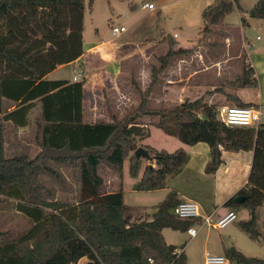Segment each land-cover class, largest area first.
Wrapping results in <instances>:
<instances>
[{
    "label": "trees",
    "instance_id": "16d2710c",
    "mask_svg": "<svg viewBox=\"0 0 264 264\" xmlns=\"http://www.w3.org/2000/svg\"><path fill=\"white\" fill-rule=\"evenodd\" d=\"M94 1L0 0V200L16 201L17 210L33 223L22 236L0 244V264H83L82 260L84 264H187L186 253L179 250L184 244L169 243L163 233L165 228L187 231L194 220L174 213V206L181 202L175 190L157 204L151 219L133 220L127 212L125 162L129 160L130 175L138 177L147 159L134 154L138 147L143 146L152 160L134 185L136 190L165 188L168 177L181 173L188 160L184 148L168 151L143 143L151 125L185 144L208 143L211 158L207 173H216L224 163V151L252 150L248 181L226 205L248 208L251 217L240 222L241 229L252 239L264 238L257 220V210L264 206V123L257 127L228 125L205 96L158 108L150 106L153 88L168 60L187 51H174V38L168 53L159 57L160 66H153V81L140 92L138 105L122 116L112 114L110 121H84V81L46 77L83 54L85 9L87 4L92 8ZM236 9H241L239 0H214L205 7L199 42L213 27L223 26ZM248 14L264 19V0H258ZM242 22L246 24V19ZM255 74L254 67L245 62L235 85L256 87ZM220 89L224 87L212 92ZM223 93L232 104L255 106L236 94ZM38 102L41 114L36 117V142L40 153L35 158L8 156V124L28 126ZM53 161L79 163V201L47 197L49 190L41 174L55 172L50 165ZM100 165L120 178L117 190L101 192L104 176ZM238 195L246 197L242 203L236 202ZM225 255L238 264H264V258L248 256L235 246L226 248Z\"/></svg>",
    "mask_w": 264,
    "mask_h": 264
},
{
    "label": "rangeland",
    "instance_id": "374dc122",
    "mask_svg": "<svg viewBox=\"0 0 264 264\" xmlns=\"http://www.w3.org/2000/svg\"><path fill=\"white\" fill-rule=\"evenodd\" d=\"M162 1L163 0H154V3L156 4V9L154 10H150L149 8L144 9L142 7L143 3L148 2V0H95L92 8H90L87 4L85 9L83 32L87 45L93 43L96 40L106 42L110 41V45L114 46L128 44L127 48H133V50L136 49V51H139L137 53H141L143 55L141 60L138 57H136L137 59L135 57H130L123 61V73L118 78L120 90L117 94L113 95L111 91V84L106 82L103 91L107 101L104 100V103H108L109 98L114 97L111 99L113 103L116 102L118 105H120L121 103L124 104L126 102L127 111H131L135 106V103L137 104V102H140V92L143 93L151 85L153 81V66H160V58L168 53L167 51L170 47V42L172 39L167 38L168 41H166L165 44L155 42L159 39V27L157 24L159 22L158 12L160 11V8L163 10L161 14L162 21L166 22L168 28L172 30V32L175 31L183 36L181 39L182 45L189 46L193 42L197 43L198 40L194 41L195 38H198L199 36L201 37L199 31L203 25L202 19H199V21H201L200 25L192 23L189 24V26L184 25L183 19L186 15L191 16L193 19L196 17L200 18V13L198 10L201 9H199L200 7H197V5L200 1L202 5V0H164L165 6L160 7ZM256 2L257 0H241V5L243 7L241 13H239V11L236 9L234 12L229 14L227 17L228 21L237 24L235 31H228L227 28H223L224 25L215 26L213 27L211 33L206 38H204L202 42H198L199 45L196 46L195 49L190 50L188 53L189 55L185 54L171 57L168 60V65L172 67V69L166 70L165 68L163 72L160 73L159 82L155 84L151 98L149 99L150 106L152 108H158L160 106L162 107L164 105H172L176 103L173 100H167L168 96L166 92L168 91L169 87L168 82L170 81L172 85L182 84L185 70L189 72L191 70L190 63H186L185 61H182V59L184 57L190 58L191 52L195 54L196 51L202 49H200V47L204 43H207L206 41H209V43L206 45V48H204V50L202 49V52L207 54V56L209 55L213 59H221L226 53L235 55V60L229 62V64H225L226 66L224 71L222 70V74L217 77L219 79H216L215 77L212 79V83L216 85L223 86L226 82L235 80L242 74V65L245 62L247 64L249 63L247 62V51H249L251 61L256 66L255 77L258 80V85L253 89L251 88L254 90L252 96L255 98V100L261 101L262 106L259 107L264 110V19L253 18L248 15V23L245 24L243 33H241L239 28L241 23L240 17L245 15L246 12L248 13ZM121 25L126 26L127 30L118 35H114L112 28L114 26ZM180 26H182L183 29H181ZM229 35H235V39L231 42V44H229L230 42H226V36ZM241 35H243V37L246 39V50L238 51V47L241 46V43H239ZM146 37L154 38L151 40H146ZM207 38H209V40H207ZM145 41L154 42L155 44L144 46L142 43ZM237 54H240L239 58L236 57ZM230 59L231 57H229V60ZM193 62L195 63V60H193ZM193 62L192 64H194ZM186 66H188L187 69ZM92 67L96 68L94 65H92ZM216 69L217 67H215L213 70L216 72ZM72 73L73 67L68 66L57 70V72L52 75V78H65L72 76ZM171 77H174L175 80ZM108 88H110V91L107 90ZM107 91L110 96L106 95ZM164 98L167 101L164 100ZM35 118L36 117L32 118V123L24 128L16 127L12 123L8 124L5 135L6 153L8 156L27 155L30 158H35L40 153L41 148L36 142L37 125ZM150 131L151 134L146 139V143H149L157 148H165L168 151L184 148L188 153V160L184 164L183 168H185V166L187 167L190 159H193V145L184 144L181 140H179L178 137L166 134L163 130L156 127L155 125L150 126ZM205 144L208 145L207 143ZM143 161L144 162L142 164L140 175L136 178L132 177L129 173V160L125 162L123 186L126 191L125 196L126 202L128 204V211L132 212V214L134 213V218L136 217L135 214L139 215L140 213L146 216L151 212V210L155 209V205L163 200L166 194V191L161 189L154 191H137L134 189V185L139 182L146 166L150 163L147 162L150 161L148 159H144ZM50 165L55 172L51 173L49 171H43L41 174L42 182L49 190L47 197L62 201H79L81 195V174L79 163H58L53 161L50 163ZM101 172L105 179L104 185L102 187L103 191H109L113 189V187H117L119 185L120 178L116 174H111V171L104 165H102ZM183 173L181 175L182 180L180 185H178V188H180L181 184H183L182 181L187 179ZM178 175L169 176L167 186L172 184L174 185ZM211 182L212 181L206 182L205 189L210 188L213 189L214 192H207L205 189H203L201 194L203 197H201L216 202L221 199L225 192L216 190V187L214 188V185ZM201 183L205 184L203 182ZM189 189L191 190V187H189ZM15 203L16 201L14 200H0V232L5 233L4 235H0V244L6 241H12L15 238L22 236L33 224L28 216L17 210ZM137 209L140 210L137 211ZM226 211L228 212L229 209L222 207V210L219 212L224 214ZM234 211L237 214V219L234 221L235 223L232 222L233 224L228 225V227L225 229L216 228L213 230V233L218 234V232L221 231L236 232V225H239V220H247V218H249L247 215L250 213V211L247 208H237L234 209ZM258 228L264 234V224L260 225L258 223ZM165 233L170 242L179 246L189 242L190 240L189 236L182 231L168 229ZM239 234L242 238L241 241L245 242L244 246L247 244L249 247H251V249H247V252H249L247 255L264 258V247H261V245H264L262 244L264 243L263 236H260L256 241H254L244 232H239ZM200 240L201 237L199 236L190 242L189 248L194 251L190 264H202V246ZM179 250H182V248H179ZM81 262L84 264L85 260H82ZM233 264L238 263L233 262Z\"/></svg>",
    "mask_w": 264,
    "mask_h": 264
},
{
    "label": "crops",
    "instance_id": "0c3cea01",
    "mask_svg": "<svg viewBox=\"0 0 264 264\" xmlns=\"http://www.w3.org/2000/svg\"><path fill=\"white\" fill-rule=\"evenodd\" d=\"M214 0H202V5L201 1L197 5V7H200L198 10L200 13V18L196 17L193 19L191 16L186 15L183 19L184 25L189 26V24L195 23L196 25H200L201 21V13L205 7L210 5ZM258 1V0H257ZM241 9H237L239 13L243 10V7L241 5V0H239ZM145 3H153L155 8L150 9L154 10L156 9V4L154 1H149V2H144ZM142 7L144 9L148 7ZM164 7L165 3L164 0L162 1V4L160 7ZM162 8H160V11L158 12V24L157 26L159 27V39L158 41H155L156 43H161L165 44L168 39L174 38L176 44L172 47L174 51H178L180 48L187 49V51L182 54V55H189L188 53L190 50H193L196 48V46L199 45V39L195 38L194 41H197V43L193 42L189 46H184L181 44V39L183 36H181L180 33H177L175 31L172 32L166 24V22L162 21L161 14H162ZM248 13L246 12L245 15L241 16V23H240V30L241 33H243V29L245 24L242 22V19H246V24L248 23ZM229 16V15H228ZM227 16V17H228ZM225 19V24L223 28H227L228 31L234 30L237 24L231 23L228 21V19ZM203 21V20H202ZM124 26V25H123ZM203 26V25H202ZM201 26V27H202ZM181 29H183L182 26H180ZM113 32V28H112ZM200 32V31H199ZM228 33V32H226ZM235 35H229L226 36V42L231 44V42L235 39ZM84 37V35H83ZM154 37H146V40H151ZM209 40V38H207ZM241 40V41H240ZM239 40V43H241V46L238 47V51H243L246 50V39L241 35ZM207 43H204L200 49L206 48V45L209 43V41H206ZM110 41H94L93 43L86 44V40L84 38V43H83V54L79 56L76 60L68 63V64H63L59 65L56 69L51 71L46 75L48 79H65L69 80L71 82L75 81H84V86H83V117L84 121L87 123H95L100 120L104 121H110L111 120V115L112 114H117L118 116H122L127 112V105L126 102L124 104L118 105V103H113L111 101L112 98H109L108 103H104V100L107 101L105 98V94L103 91V88L106 84V82H109L111 84V91L112 94L115 95L119 92V85H118V78L119 76L123 73L122 70V64L123 61H125L128 58L132 57H138L140 60L142 59L143 55L141 53H137L139 51H136V49L133 50V48H127L128 44L124 45H119V46H114L110 45ZM144 46H149L151 44H155L154 42L150 41H145L142 43ZM133 47V45H132ZM143 48V47H142ZM242 48V50H241ZM250 48V47H249ZM202 49L199 51H196V53L190 54V58L184 57L182 61H185L186 63H190L191 65V70L186 71L185 70V75L183 76V83L180 85H172V83H169L168 91L166 92L168 98V101L173 100L174 102H181L186 98H189L190 100H195L201 96H205L206 102L212 105H216L217 108L220 105L223 104H232V101L227 98V96L223 92L227 93H233L236 94L238 97L242 99V101L247 102V103H254L255 107H261V101L255 100L253 98V91L251 87H243V86H238L235 85V80H231L229 82H226L223 90L220 89V91H214V89L218 86L221 85H216L212 83V79L215 77L216 79L218 76L222 74L225 68V64L233 60H235V55L232 54H225L221 59H213L209 55L202 52ZM169 50V49H168ZM189 51V52H188ZM168 52V51H167ZM248 53V64H251L252 67H254V70L256 68L255 64L251 61V58L249 56V51ZM240 54H237L236 57H240ZM180 56V55H177ZM176 57V56H175ZM229 57L231 59L229 60ZM137 59V58H136ZM195 60V63L193 62ZM192 62L194 64H192ZM92 65H94L96 68H93ZM185 65V64H184ZM72 66L73 67V73L72 76L65 77V78H52V75L57 72V70H60L64 67ZM169 66V65H168ZM166 67V70H171L172 67ZM177 66V65H174ZM188 66H186L187 69ZM217 67L216 72L213 70ZM228 67V65H227ZM100 68V69H99ZM221 69V72H220ZM165 70V71H166ZM223 70V71H222ZM228 71V70H226ZM256 71V70H255ZM82 72V73H81ZM78 76V80H74V76ZM172 79L175 80L174 77H171ZM234 82V83H233ZM110 91V88L107 89ZM108 91L106 92L108 96L109 93ZM223 91V92H222ZM122 99V98H121ZM164 100H166L164 98ZM166 100V101H167ZM135 105H138L135 103ZM259 107V108H260ZM14 108V107H13ZM41 114V107L40 103L36 105V107L33 109L32 113L29 116V124L32 123V118L37 117ZM102 118V119H99ZM105 118V119H103ZM36 119V118H35ZM34 119V120H35ZM28 124V125H29ZM15 126V125H14ZM17 127V126H16ZM27 127V126H26ZM157 127V126H156ZM24 128V127H22ZM159 128V127H158ZM162 130V129H161ZM151 134V131H150ZM169 135V134H168ZM150 136V135H149ZM174 136V135H170ZM177 137V136H176ZM147 139V138H146ZM146 139L143 141V143H146ZM180 140V139H179ZM206 143V142H205ZM204 142H198L196 144H193L192 146V154H193V159H190L187 167L183 168L182 172L179 173V175L176 178V181L174 185L170 186H165V188L161 190H165L166 194L164 199L166 198L167 194L175 190L177 192V199L180 201H193L198 204L200 211L203 216L212 214L214 217H219L223 214H221L219 211L222 210L223 208L229 209V210H234L237 208H245V207H231L226 205V201L235 196L247 183L248 177L250 174L251 166H252V159H253V151H240V152H231V151H224L223 152V158H224V163L219 167L216 173H207L206 172V165L208 161L211 158V153H210V146L209 144L206 145ZM149 144V143H146ZM185 144V143H184ZM151 145V144H149ZM189 145V144H187ZM152 146V145H151ZM157 148V147H156ZM158 149H165V148H158ZM167 150V149H166ZM187 152V151H186ZM144 162V161H143ZM149 162V161H147ZM143 164V163H142ZM102 165H100L99 169L101 170ZM185 171V172H184ZM184 172V173H183ZM183 175L187 178L182 181L183 184H181L180 188H178V185L181 183V175ZM112 174V172H111ZM143 174V173H142ZM140 175V174H139ZM142 176V175H141ZM136 178V177H135ZM105 180V179H104ZM210 182L214 185V188L216 187V190H219L220 192L224 191L225 193L222 195L221 199H219L216 202L210 201L207 198H202V190L206 188V182ZM105 182V181H104ZM168 182V179H167ZM201 182L205 183L202 184ZM104 185V184H103ZM102 185V187H103ZM101 187V192L102 193H110L115 190H117V187H113V189L109 191H103ZM191 187V190L189 189ZM136 190V189H135ZM160 190V189H159ZM207 192H214L213 189H205ZM138 191V190H137ZM140 191V190H139ZM126 191L124 189V200L125 204L127 206V212H129L132 215L133 220H141V219H151L153 216L154 211L156 210V205L155 209L151 210L150 213H148L146 216H144L142 213L139 215L135 214V218L133 217L134 213L128 211V204L126 202ZM202 196V197H201ZM163 199V200H164ZM161 200V201H163ZM160 201V202H161ZM218 202V203H217ZM248 209V208H247ZM140 209H137V211ZM249 210V209H248ZM136 211V210H135ZM224 211V210H223ZM227 212V211H226ZM259 213V215H258ZM225 214V213H224ZM140 217V218H139ZM247 217H251L250 213H248ZM247 218V220L249 219ZM257 220L258 223L261 225L264 224V206H261L257 210ZM244 220H239V225L237 226V231L232 232V231H221L218 232V234L213 233V230L216 228L211 227L205 223L204 218H195L192 221V224L190 227H196L198 229L197 235L192 236L190 233L187 231H182L186 233L189 236V242L184 243V247L181 251H184L187 256V264L191 263V259L193 256V250L189 248L190 242L199 236L201 237V253H202V264H205V257L208 253H214V254H225L226 248L230 246H235L237 249L242 251L244 254H249L247 252V249H251L249 245L245 244L244 246V241L242 242V238L239 234V232H244L240 227V222ZM235 223V222H233ZM231 223V224H233ZM230 224V225H231ZM228 227V226H227ZM225 227V228H227ZM222 228V229H225ZM171 229V228H165L163 233L165 235L166 240L169 243H172L168 240L166 236V230ZM220 229V228H218ZM240 230V231H239ZM174 231H180V230H174ZM247 234V233H246ZM248 235V234H247ZM252 239V238H251ZM256 241L255 239H252ZM189 243V244H188ZM173 244V243H172ZM264 244V243H262ZM261 247H264V245H261ZM249 256V255H248ZM233 264V261H231Z\"/></svg>",
    "mask_w": 264,
    "mask_h": 264
},
{
    "label": "built area",
    "instance_id": "2783aa9c",
    "mask_svg": "<svg viewBox=\"0 0 264 264\" xmlns=\"http://www.w3.org/2000/svg\"><path fill=\"white\" fill-rule=\"evenodd\" d=\"M143 6L150 9L155 8L153 3H145ZM126 30V26H114L113 34L118 35ZM74 80H78V76L75 75ZM217 110L220 119L231 126L257 127L264 123V110L261 108L223 104ZM173 211L181 218L195 219L202 217L207 225L220 229L227 227L237 219V214L234 210H229L219 217H214L212 214L203 216L198 204L188 200L181 201L175 205ZM188 232L190 235L195 236L197 235L198 229L196 227H190ZM205 264H232V262L225 254L208 253L205 257Z\"/></svg>",
    "mask_w": 264,
    "mask_h": 264
},
{
    "label": "water",
    "instance_id": "95a60500",
    "mask_svg": "<svg viewBox=\"0 0 264 264\" xmlns=\"http://www.w3.org/2000/svg\"><path fill=\"white\" fill-rule=\"evenodd\" d=\"M134 154H135L137 157L143 156V157L147 158V159L150 160V161L152 160L151 155L149 154V152H148L143 146L138 147V148L135 150ZM245 198H246V197H245L244 195H238V196L236 197V202H237V203H242V202L245 200Z\"/></svg>",
    "mask_w": 264,
    "mask_h": 264
}]
</instances>
